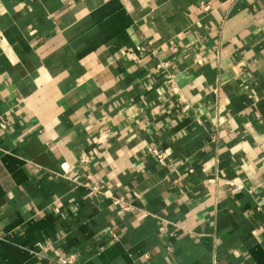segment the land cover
<instances>
[{"label":"crops","instance_id":"1","mask_svg":"<svg viewBox=\"0 0 264 264\" xmlns=\"http://www.w3.org/2000/svg\"><path fill=\"white\" fill-rule=\"evenodd\" d=\"M263 142L264 0H0V264H264Z\"/></svg>","mask_w":264,"mask_h":264},{"label":"built area","instance_id":"2","mask_svg":"<svg viewBox=\"0 0 264 264\" xmlns=\"http://www.w3.org/2000/svg\"><path fill=\"white\" fill-rule=\"evenodd\" d=\"M147 49L148 48H146V47H140V50L141 51H146ZM123 54L128 59L135 60V61H139L138 55L135 54V53L128 52V51H124ZM169 81L172 84L174 83V79H173V76L172 75L169 76ZM173 88H174V90H176L174 86H173ZM189 108H190V105L189 104H186L185 109H189ZM2 126L3 127L6 126L5 125V122L2 123ZM149 152L152 153L153 155H155L156 157H158L161 162L164 161V155L158 150V148H156L154 146H151L149 148ZM262 152H263V161H264V142L262 144ZM81 162L87 164V163L90 162V159L88 157H83L81 159ZM77 183L79 185L85 187L88 190L87 194L90 197L95 198L98 195L105 194L104 191L98 185L93 184L90 181H86L84 183H80V182H77ZM109 197L111 198L113 204H115L116 206H118L121 210H123V211H130V210H132V208H133L132 201L127 200L124 196H122V195H111ZM56 210H59V209L56 208ZM54 261L57 264H80L78 262L77 256L75 254L63 255V256L57 257L56 259H54Z\"/></svg>","mask_w":264,"mask_h":264}]
</instances>
